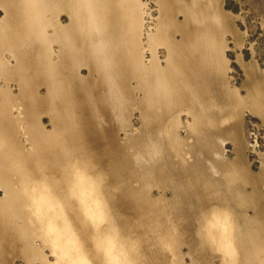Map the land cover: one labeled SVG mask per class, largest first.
I'll use <instances>...</instances> for the list:
<instances>
[{"label": "bare ground", "instance_id": "6f19581e", "mask_svg": "<svg viewBox=\"0 0 264 264\" xmlns=\"http://www.w3.org/2000/svg\"><path fill=\"white\" fill-rule=\"evenodd\" d=\"M157 2L166 16L160 13L157 25L147 26V49L142 36L149 23L141 0H0V264L9 260L5 252L14 255L16 249L27 262L42 260L46 248L57 264H90L88 256L97 264H139L143 255L120 231L111 206L115 193L136 202L140 217L154 216L148 218L160 247L184 243L175 223L163 228L161 216L174 220L162 201L152 199L154 188L173 194L174 211L188 200L202 205L200 210L193 204L200 210L193 216L203 222L200 243L222 251V264H264L252 253L240 259L239 249L251 242L246 231L252 237L263 233L244 211L253 208L264 171L251 176L245 137L235 140L236 160L224 156L228 131L221 125V105L238 95L229 98L225 89L217 41L223 15L214 0ZM64 13L67 25L59 21ZM67 64L70 73L77 72L65 73L72 85L61 80L63 69V76L57 74ZM83 68L87 76L79 75ZM42 83L47 92L39 98L36 87ZM259 89L251 96L257 101L264 98ZM135 90L142 93L143 126L132 134L127 120ZM184 110L192 123H182ZM43 115L50 129L42 125ZM86 125L107 149L109 174L87 153L88 135L81 137ZM105 174L115 187L107 185ZM80 232L93 240L91 250Z\"/></svg>", "mask_w": 264, "mask_h": 264}, {"label": "rangeland", "instance_id": "374dc122", "mask_svg": "<svg viewBox=\"0 0 264 264\" xmlns=\"http://www.w3.org/2000/svg\"><path fill=\"white\" fill-rule=\"evenodd\" d=\"M214 1H215L214 5L223 15L224 27L222 29L223 30L222 33L219 34V36L221 35V37L217 41L218 43H220V50H219L220 58L221 60H223V64H224L225 72H226V76H225L226 78L225 87L226 88L225 89L228 92L227 94L229 98H232L234 96V93H235V96L238 95V99L236 97V99H234L235 101L232 100L234 97L232 99H229L231 102L234 101L236 103L233 102L231 104V102H229L230 105H226L228 102L226 104L223 103L224 106L226 105L224 108H223V105H221L222 106L221 109L224 110L221 112L223 117L220 113L222 117L221 121L223 123L221 125L223 127L225 126L226 131H228V134L225 135L226 140L223 145L224 156L228 158L230 161H232L233 159L236 160L235 150L237 147L235 146L236 145L235 140H238V139L242 140L244 137L245 139L247 138L246 140L248 141L247 142L248 149H246V152H245V160L247 161L249 165L251 176L253 178H257L259 174H262L264 171L262 170L264 169V112H262L264 111V104H263L264 98H261L260 100L257 101L255 98L251 96L254 95L255 89H258V88H260L259 90H262V88L264 89V0H214ZM141 2L144 3V5L146 4V6L144 7V10H146V14L148 12L147 16L145 14V19H146L145 22L146 24L147 23L149 24L147 25L145 24L146 28H145V31L143 32L144 36H142V40H143L142 43H144V47L148 49V47L145 45V42L146 43L148 42L146 40L148 39V37L145 36L147 35L145 33L150 32V30L147 29V26L150 25L151 28H154V26L157 25L156 22H158L161 18H163L161 14H163L164 12V15L166 16V13L164 10L161 13L160 11L161 5L159 2H157V0H141ZM67 16L68 15L66 13L60 16L59 21L60 22L62 21L61 23H63L64 25H67L69 23V17ZM0 17H3L2 10L0 11ZM153 19H155L156 21ZM177 19H176V22L179 24V22L182 21V17L179 15ZM152 21H154L155 24ZM173 29L174 28L172 27V30ZM174 32H177V28H175ZM178 34L176 36L177 39H179ZM162 47H160L158 50L159 55L161 57L164 55L163 51L165 49L164 47H163L164 49ZM147 49L144 51L147 54L146 56V54L144 53L146 60L149 59V51ZM63 66L60 65L59 66L60 68L58 67L57 72L58 71L62 72V69H63L64 73L62 74L64 76L61 74V72L60 73L58 72L57 74H61L63 76V77L61 76L63 78L61 80H63V82L64 81L67 82L69 78L68 76L75 77L77 72H74L75 74L74 75L73 71H71L72 73L71 74L67 70V69H70L71 66L70 65H69L70 67L67 66L68 68L67 67L65 68ZM86 70H87L86 68L81 69L79 71V75L87 76L88 71L86 72ZM65 73L66 74L68 73V76ZM64 77L66 80L64 79ZM69 81L70 82L72 81L71 78L69 79ZM69 81L67 83H70ZM66 82L64 83L66 84ZM73 82H71V85ZM42 84L38 86V87L42 86L41 88L36 87V89H38L36 91H37V94L39 95V98L42 94L43 95L41 96V98L44 97L47 92L45 88L46 84L45 83H42ZM43 86L45 89L43 88ZM133 86H135V83H133ZM12 89L15 93L18 91V87L16 85H14ZM230 91H231L232 96L230 94ZM141 94H142L141 92L139 93L138 90H135L133 94L134 95L133 100L135 99L136 100L135 101L132 100L131 102H133V105L130 102L131 107L129 106L130 109H133L132 110L133 113L132 112H131L132 114L130 113V116H129L130 118L128 117V120H127L128 124L132 126L130 128L131 129L130 133L132 134H134L135 132H138L143 126V118L141 119V117H143L142 115L143 110L141 107H139L141 108V111L138 108V106L141 105V102L139 104V100L140 101L142 100V98L140 99V97H142ZM249 98L251 101L249 100ZM89 109L87 107V109L85 110V113L87 116H89V113H90ZM186 111L184 110V112L181 114L180 116L181 121L184 124L192 123V116L189 115ZM225 112L227 115L225 114ZM41 119H42L41 120L42 125H44L46 129H50L51 126L49 125H52V123L48 115H43ZM223 120L225 122H223ZM225 123H228V124H225ZM86 127L88 130L89 126L86 125L85 128ZM90 130H88L87 132H83V135L81 136L83 139L85 135H88V139L86 140L85 138L84 140L88 144L90 143L89 148H88L89 149L88 151L90 152H87V153H89L90 159L92 160L93 163L97 165L98 169L103 170L104 173L109 174L110 169H108L109 167L107 165L108 164V159H107L108 156L106 153L107 149L106 147H104V145H102L101 138H99V136L97 135L94 136L93 134H91L92 132ZM184 132L185 131L182 130L181 134L185 135ZM231 133L236 134L235 135L236 138L233 137V140L231 139L232 137H230ZM119 136H121V138H124L125 136L124 132L120 133ZM167 177L168 176H166L165 178ZM107 178H108V180L106 181L107 185H111L109 187H115L117 185V184L116 185L113 184V182H110L109 177L106 175L105 179ZM125 178L126 176L123 177V181H125ZM184 187L187 188L186 186ZM161 190L163 191V189L159 190V188H154L151 191V197L152 199L162 201L161 208L164 210V212L168 214V216L172 215L173 217L172 216L171 217L174 220V222L168 223L167 222L168 220L163 219L164 216H161L160 219L163 222V228L169 229L170 224L172 225V223H175L179 228V235H180L181 241H185L182 244L176 242L168 246V244H171V243L167 242V244H165L166 247H160L158 245L159 243L157 241L156 235H154L156 234L155 233L156 225L153 221H151L154 219V216L149 213V215H146L145 217H140L139 214L137 213L138 211L136 212L134 208V206L137 204L136 202L132 203L130 202V200L126 199L125 197H122L118 193H115L113 196L111 206L114 208L113 209L114 213L118 217L119 224L121 225L120 227H122L120 228V231L125 232L124 234L128 235V237L138 245L137 247L139 249V252L141 255H143V257L139 259L140 260L139 264H222V258H223L222 251H219L216 248H214L215 251H213L212 250L213 246H211L209 243L207 244L206 242L200 243L201 237L199 236L198 231L203 222L201 218L196 219L193 215L196 213V211L198 213L200 212V210H202L199 208L201 204L198 201L195 202L192 200L193 202L192 203L190 200H188L186 201L187 203L182 204V207H184V209H179L178 211H174L172 208V205L177 199H175L173 194L168 189H165L163 192ZM253 193H254V196H253L254 198L252 199H254L255 203L252 204L253 208L245 209L244 217L247 220L250 219L251 221H254V223L257 226L259 225V228L263 230V233H262V236L260 237H257V236L252 237L251 230L249 232L246 231V233H248V235H250L251 237L250 238L251 242L250 243L246 242L245 243L246 247L241 248V250L239 249V252H241L240 259L245 258L247 253L249 254L252 253L255 258L264 259V182L262 181L260 183L258 182L255 185ZM193 204L195 206L197 205L200 210L199 209L197 210L196 209L197 206L195 207ZM208 209L206 208V213L210 214L211 209L210 210ZM177 212L183 213L184 215H180ZM198 214L200 215V213ZM150 215H152L153 219L148 218ZM180 216L181 218L182 217L183 218L181 219ZM79 234L80 235L82 234V235L80 236ZM83 234H85V236ZM78 236L81 239L85 238L84 241L87 243L86 245L88 247H90L93 244V240L85 232L78 233ZM198 238L200 241L198 240ZM188 242H190L189 244H191V247H190L191 249H189L188 247L189 245H187ZM173 244H176L177 246ZM4 246L6 245L4 244ZM8 247L9 246H7V248ZM169 247H173L174 249L169 248ZM89 249L91 250V247L88 248V250ZM11 250L14 251L15 249H11ZM189 250L192 252H189ZM43 251H44L43 259L42 260L33 259L31 263L27 262V260H24V258L20 254V250L16 249L14 251L15 252L14 255L11 252L10 254L8 252H5V256L9 259L8 262H5V263L6 264H57L56 256L55 254L53 255L50 249L48 250V248H46ZM88 259L90 260V264L91 263L97 264L96 261L91 259L89 256H88Z\"/></svg>", "mask_w": 264, "mask_h": 264}]
</instances>
